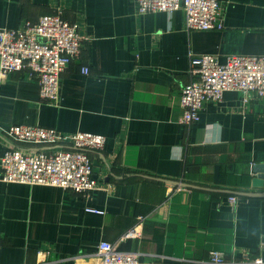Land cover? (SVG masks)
<instances>
[{
	"label": "crops",
	"instance_id": "0c3cea01",
	"mask_svg": "<svg viewBox=\"0 0 264 264\" xmlns=\"http://www.w3.org/2000/svg\"><path fill=\"white\" fill-rule=\"evenodd\" d=\"M220 1L223 29L188 31L184 10L139 15L133 0H0V27L62 6L85 37L58 105L41 101L28 70L0 79V128L107 138L90 152L98 188L88 195L0 180V264H90L103 240L163 264H212V250L264 259V96L228 90L198 122L181 119L192 55H264V0ZM12 146L48 148L0 130V156ZM140 218V237L121 241Z\"/></svg>",
	"mask_w": 264,
	"mask_h": 264
},
{
	"label": "built area",
	"instance_id": "2783aa9c",
	"mask_svg": "<svg viewBox=\"0 0 264 264\" xmlns=\"http://www.w3.org/2000/svg\"><path fill=\"white\" fill-rule=\"evenodd\" d=\"M133 2L139 15L184 10L188 31L225 27L224 6L220 0ZM84 40L80 25L66 18L62 6L56 12L41 16L37 22L25 21L19 28L0 27V79L28 70L39 83L41 101L58 105L62 74L80 55ZM191 66L192 79L180 94L181 119L186 124L198 122L205 105L221 101L228 90L264 96V55L229 54L221 61L215 54H198L192 55ZM82 71L89 73V68ZM0 130L15 142L48 146L40 151H26L18 146L8 148L0 156L1 181L59 186L84 195L98 188L90 152L105 149V135L87 131L64 134L55 127L26 124H12ZM228 199L232 205L238 202L236 195ZM87 211L103 213L92 207ZM142 220L124 232L121 241L140 237ZM207 262L264 264V259L260 255L228 259L222 251L212 250ZM90 264H163V260H141L138 252L121 250L115 243L103 240Z\"/></svg>",
	"mask_w": 264,
	"mask_h": 264
},
{
	"label": "water",
	"instance_id": "95a60500",
	"mask_svg": "<svg viewBox=\"0 0 264 264\" xmlns=\"http://www.w3.org/2000/svg\"><path fill=\"white\" fill-rule=\"evenodd\" d=\"M260 183V182H259ZM184 186L186 187H190V184H185V183H182Z\"/></svg>",
	"mask_w": 264,
	"mask_h": 264
}]
</instances>
